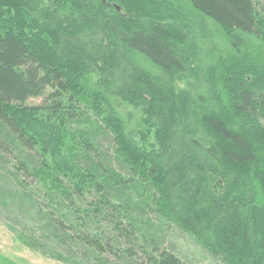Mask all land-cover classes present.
I'll return each instance as SVG.
<instances>
[{
	"label": "trees",
	"instance_id": "trees-1",
	"mask_svg": "<svg viewBox=\"0 0 264 264\" xmlns=\"http://www.w3.org/2000/svg\"><path fill=\"white\" fill-rule=\"evenodd\" d=\"M190 5L234 49L252 36L264 52V0ZM167 8L0 0V218L34 253L61 264H193L177 252L181 235L216 264H264V53L228 71L219 111L216 70L200 76ZM186 78L197 86L179 88Z\"/></svg>",
	"mask_w": 264,
	"mask_h": 264
},
{
	"label": "rangeland",
	"instance_id": "rangeland-1",
	"mask_svg": "<svg viewBox=\"0 0 264 264\" xmlns=\"http://www.w3.org/2000/svg\"><path fill=\"white\" fill-rule=\"evenodd\" d=\"M159 3H166L169 7L167 11L173 14L178 25L181 26L183 33L187 40L193 46L192 50L197 62L195 66L202 72L211 68L216 70V86L219 91L217 98L220 105L215 106L213 103L207 102L205 107H217V110L228 112V104L230 98L220 91V86L228 77V71L237 69L242 65L250 67L249 65L258 64L263 59V49L261 44L252 36H242L244 45L238 49H234L225 32L221 30L211 20L207 19L197 11L193 10L190 5V0H146ZM140 2V1H139ZM146 4V3H145ZM135 64L145 71L156 83L164 84L167 78L164 72L152 64L149 60L141 55H134ZM248 62V63H245ZM245 64V65H244ZM187 85L191 87L197 86V81L193 78H186L178 81L179 88H186ZM40 99H33L30 104L40 103ZM191 128L198 137L208 138L212 137V133L207 126L201 121L193 119L191 121ZM176 245L177 252L182 258H187L193 264H216L205 253L198 249L188 238L179 236ZM0 264H61L57 261L45 258L38 253L27 249L22 244L14 239L13 234L8 230L0 218Z\"/></svg>",
	"mask_w": 264,
	"mask_h": 264
}]
</instances>
